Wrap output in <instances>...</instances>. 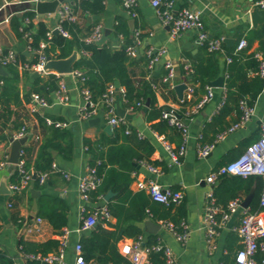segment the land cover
Instances as JSON below:
<instances>
[{"label": "crops", "instance_id": "obj_1", "mask_svg": "<svg viewBox=\"0 0 264 264\" xmlns=\"http://www.w3.org/2000/svg\"><path fill=\"white\" fill-rule=\"evenodd\" d=\"M83 1L85 0H67L66 2L70 5L79 23L82 24L86 21L87 25L95 23L103 26L104 39L101 45L109 46L114 50L119 48L122 42L114 35L113 28L116 24V19L122 18L126 21L131 37L134 39L137 60L141 58L146 59L145 52L149 47L157 49L165 48L167 53L163 60H170L177 66L176 83L194 87V92L190 99L186 98V92L184 91L183 100H186L187 105L194 106L205 94L204 87L200 88L190 83L188 79H184L180 70L183 61H187L193 66L199 60L206 57L207 50L205 51L204 47L196 44L197 35L195 31H185L179 36L171 38L169 29L159 22L155 9L150 6L148 0H136V16L134 18L130 17L124 10L121 0H102L103 10L96 15L83 13L79 9L78 6ZM254 2L255 0H172V6L175 13L181 9L200 12L202 25L208 36L222 38L223 43L225 39H233L232 48L236 45L239 34L244 37L254 29L251 27L250 22V13L253 10ZM28 12L34 13L31 21L34 29L37 28L39 23L44 24L49 32L53 33L56 29L58 24L57 15L52 14L39 17L35 13V4L30 2V0H0V47L4 51L11 50L17 56H21L24 51H27L30 37L28 34L23 35L21 38L17 37L13 30V25L18 22L21 28L26 27L27 23L24 15ZM131 20L133 23L130 26L129 22ZM21 28L19 30H22ZM106 32L107 35L105 34ZM137 37L140 38L138 39L139 43L136 45L135 39ZM262 47L263 44L258 39L253 40L248 52L258 51ZM28 53L30 57L31 52ZM84 56L88 55L84 54ZM215 56L218 60L219 76H223L227 65L225 61L226 53L216 54ZM29 57L26 58L28 59ZM147 69L144 63H134L130 67L132 75L136 79L142 78ZM4 72V75L0 74V80L3 81V85L0 86V96L2 94L7 99L8 110L11 112V115L8 117L7 113L3 111L4 107L1 106L0 102V136L10 138L22 128H25V136H28L25 146H29L30 151H32L30 154L32 163L36 160L41 145L47 140L58 143L60 148L66 146H69L67 148H71L70 153L66 155L53 149L50 150L53 158L52 164H56L58 168L68 173L69 179H65L59 173H52L43 185H39L38 183L41 190L33 188L31 182L27 191L16 196L13 194H0V253L11 259L14 264H26L25 256L20 251L18 245V241L22 236L20 231L21 226L19 222L16 223L14 218L19 217L21 220H33L37 218L38 199L46 195L61 200L65 205L67 225L64 228L68 230L69 236L65 247L64 264H74L76 244L80 243V239L83 236H87L91 232H79L82 202L77 191V181L89 165V155L87 154L84 140L93 142L103 135L112 136L115 128H111V133L109 134L104 131L107 120L104 116L103 108L99 103L100 100L95 102L98 106V114L94 118L84 120L81 117L79 108L83 105V99L80 94L82 84L77 79L71 76H60L52 73L59 80L61 78L64 79L68 88L69 103L62 105L56 103L54 100V92L58 87L59 80L56 83V88L51 89L48 94L44 92L33 93L34 88H41L43 83L49 80L50 73L31 72L18 68L16 74L13 76L9 73V67H6ZM80 72L83 73L82 71ZM150 73L158 77L156 82L158 88L154 90L156 105L177 113L178 110L183 108L180 104L183 100H178L174 89L173 94L166 93L165 89L167 86L159 84L160 77L163 74L162 60L155 66L153 72ZM2 78H6L7 81L5 82ZM37 79L42 82L36 86L35 82ZM145 79H148V76ZM114 87L116 89L115 109L119 106L124 110V119L128 127L137 130V132L143 135V138L151 142L154 149L150 160L156 162L158 164L156 167H159L162 172L160 175L154 176L145 169L143 163L136 165V172L131 174L132 181L129 189L132 192H138L133 182L136 178H154L160 186L176 189L183 193L181 204L173 208L171 215L174 217L177 209L182 206L184 211L183 223L188 233L186 242L184 244L178 242L164 225L165 223L155 221L150 217L141 223L135 224L140 228L143 234L142 237L147 241L148 236H153L170 247L177 264H213L218 259L226 264V261L233 260L236 252L241 248L240 240L232 230L233 227L239 224L240 212L233 214L230 220L218 230L215 253L209 256L206 251L203 230V216L207 204L206 194L210 189H213L214 192L219 180L213 186L207 184L205 178L211 172L218 169L222 163H227L238 158L244 151L245 141L259 136L260 126L264 122V91L252 107L253 114L251 120L217 142L208 156L200 159L197 156V148L201 131L203 126L217 113L216 110L221 103L224 89V87L222 89L212 88L214 94L211 101L189 118L185 115L184 118L180 117L187 128L186 152L179 165H172L168 154L162 146V141L169 142L173 147L176 145L172 134L168 135L169 137L167 138L164 135L153 132L150 129V124L145 120L143 111H132L123 107L124 96L120 92L122 88L118 85ZM33 94L44 98L48 102V106L39 108L37 112H31L30 104L32 103ZM146 108V106L143 107V109ZM37 114L42 118L50 119L54 122L65 123L66 127L58 128L63 136L56 139L51 138L52 133L48 129L49 127H54L46 123L40 125ZM177 115L179 114L177 113ZM95 119L98 121L90 124V121ZM2 123H4V127H2ZM10 139L0 141V163L2 161L8 163L7 160L11 148ZM23 148L21 149L22 151ZM13 170L14 165L11 164L0 170V185L4 183L7 189L9 177ZM31 190L39 191L40 195L36 199L32 198L30 194ZM34 202H36L35 216H33ZM102 202L106 203L104 200L89 202L86 204V207L94 209ZM9 204L11 207H8ZM262 216L264 217V211H262ZM148 220L161 226L157 234L148 235L145 233L144 222ZM115 222L116 220L113 217L109 221L111 224ZM56 236L57 233H55L50 224L42 219L40 232L24 239L29 242L42 243L49 239L56 240ZM130 240L134 239L123 236L117 242V248L119 249L120 244Z\"/></svg>", "mask_w": 264, "mask_h": 264}, {"label": "trees", "instance_id": "obj_2", "mask_svg": "<svg viewBox=\"0 0 264 264\" xmlns=\"http://www.w3.org/2000/svg\"><path fill=\"white\" fill-rule=\"evenodd\" d=\"M78 7L83 13L91 15H96L103 10L102 0H85ZM33 17V12H28L24 15V18L29 20L24 28H21L18 22L13 25V30L17 37L21 38L23 35L28 34L30 37L28 47L31 50L41 51L46 57H51L52 59L66 58L76 50L79 53V59L75 64L74 70L83 72L85 77L83 86L89 90L91 100L94 103L101 100L110 85H118L124 90L123 107L132 111H143L145 120L150 124V129L167 138L169 137L168 135L172 134L176 141L174 148H179L182 143L180 131L174 126L168 125L167 120L162 118V113L166 111L165 108L156 105V94L151 85L156 84L158 77H155L148 69L140 79H136L132 75L133 73L130 70L132 64L144 63L147 68L148 60H146L147 58L137 60L136 56L130 57L127 55L126 49L134 46V39L131 37L124 19L117 18L113 28L114 35L122 42L119 48L114 50L106 45L100 46L85 42V38L91 33L93 27L96 25L95 23L87 25L85 21L81 24L78 20L72 23L64 22L62 27L70 38L60 34H52L51 39L48 40L46 34L49 30L42 23H39L37 28L34 29L31 22ZM20 28L22 30H19ZM241 37L243 36L239 34L237 42ZM244 38L248 45L247 50L240 52L237 56H232L236 45L230 49L223 46L226 55L231 57V62L226 65L223 72L225 98L218 112L203 126L200 139L198 140L200 146L212 144L218 135L224 133L229 127L240 121L242 116L240 102L242 100H246L248 106L253 107L264 91V78L258 74L259 63L254 58L253 53L248 52L253 40L258 39L263 44L264 25L252 29ZM41 43L46 44V47L42 50H40ZM204 50L206 51L205 47ZM84 54L88 56H84ZM215 55V53H208L206 51V57L192 66V74L185 79H188L190 83L200 88L205 87L208 82L215 80L219 76L218 60ZM37 60V52H31V56L28 59L23 55L16 56L15 61L8 66L9 73L14 76L19 64L25 62L34 64ZM180 70L182 75H184L183 66H181ZM147 76L148 79H145ZM2 79L5 82L7 81L6 78ZM58 80L54 74L50 73L49 80L43 83L41 88H34L33 93L44 92L48 94L51 89L56 88ZM41 82L37 79L35 85L37 86ZM165 92L173 94V89L166 88ZM147 101L149 102V106L143 109ZM0 102L1 106L4 107L3 111L10 117L11 112L8 110V101L2 94ZM137 104L139 105L137 106ZM180 104L183 108L178 110L177 113L181 118H184L185 113L188 111L187 109L191 105H187L186 100H183ZM37 119L40 125L46 123L45 118L40 117L38 114ZM4 126V123H2V127ZM129 129V133L126 134L125 127L120 126L113 130L112 136L103 135L93 142L84 140V145L89 155V166L96 169L97 176L100 179L98 188L90 194V201H101L107 192H113L115 195L106 205L111 216L116 220L114 224L106 222L104 226L98 223L87 236H83L80 239L83 256L87 262L127 264V260L119 253L117 242L123 236L132 239L142 236L140 228L135 224L141 223L148 217L161 223L172 224L177 230H181L180 225L184 217L182 206L177 209L173 217L171 212L175 206L167 207L156 203L152 201L146 192H132L129 189L132 181L131 174L136 172V165L141 163H147L152 166L158 165L156 162L150 160L154 149L151 142L146 138L138 136L137 130L133 128ZM48 131L52 133L51 138L56 139L63 136L58 128L49 127ZM258 137L245 141L243 150L245 151ZM10 138L0 136V141H6ZM67 147L69 146L60 148L58 143L47 140L41 145L34 163L31 162L30 154L32 151H30V147L25 146L23 148L22 158L24 159V168L33 177V188L41 190L35 175L39 172H47L51 168L53 158L50 150L53 149L66 155L70 153L71 148ZM227 163H222L219 167ZM19 180L18 172L14 168L9 177V183H18ZM262 186V180L256 176H223L219 179L213 194L216 198V203L226 208L228 203L235 199L243 202L253 189L254 196L248 209L251 213H258L264 211V208L260 207L259 200ZM13 195L16 196L17 194ZM91 212L92 209H87L86 215ZM37 218L45 220L50 224L55 233L58 234L67 225L64 203L55 197L46 195L40 197L38 199ZM14 219L16 223L21 220L19 217H15ZM19 225L21 226V224ZM157 241L153 236H148L146 243L155 244ZM58 244L59 242L55 239H49L42 243L29 242L23 236L18 241L19 249L25 256L26 264H47L45 262L30 260L26 257L30 255L46 256L56 251ZM257 258H264V254L258 252ZM151 259L155 264L161 263L159 254H152ZM0 264L14 263L11 259L0 253ZM226 264H234V259L229 262L226 261Z\"/></svg>", "mask_w": 264, "mask_h": 264}, {"label": "built area", "instance_id": "obj_3", "mask_svg": "<svg viewBox=\"0 0 264 264\" xmlns=\"http://www.w3.org/2000/svg\"><path fill=\"white\" fill-rule=\"evenodd\" d=\"M54 0H30L33 4L39 2H51ZM152 8L155 9L157 19L159 22L169 29L170 37L175 38L185 31L193 30L196 32V44L205 47L209 53L215 54H225L224 43L222 38H212L208 36L201 22V13L197 11H192L189 9H181L178 12L173 11L172 0H148ZM121 4L127 14L134 18L136 16L135 7L136 0H121ZM264 10V0H255L253 3V9ZM55 14L57 15V27L55 30L58 34L70 36L64 31L62 24L64 22H76V15L73 14L70 5L64 1L59 4ZM26 23L29 22L28 19L25 20ZM52 32L46 34L48 40L52 37ZM104 39L103 26L101 24H96L91 33L85 38L87 44H97L101 45ZM138 37L135 39V44L139 43ZM135 45V46H136ZM46 47L45 43L40 44V50ZM247 42L244 37H241L236 43L235 49L232 56H237L240 52L247 50ZM28 52H37L38 60L34 64H29L28 62L21 63L18 65L20 70L31 71V72H42L43 66L46 63L47 57L41 53V51H34L31 48H27ZM126 53L130 57L136 56V50L134 46H130L126 49ZM167 50L165 48H153L149 47L145 56L147 58V68L150 72H153L155 66L162 60L163 74L160 77L159 84L166 85L169 89H174L175 86L179 85L176 83L177 78V66L174 62L170 60H163L166 56ZM254 58L258 61V74L264 78V43L262 49L252 52ZM15 52L8 50L4 51L0 47V66L5 69L11 65L16 58ZM226 63L231 62L230 56H225ZM184 79L192 74V66L189 62L183 61ZM77 79L82 84L80 90L81 97L83 99V105L79 108V113L84 120L94 118L98 114L97 103L91 100V94L88 89L83 86L85 77L83 73L78 70H73L72 73L66 75ZM3 85V81L0 80V86ZM185 85V84H184ZM152 89L156 90L158 84H152ZM186 86V85H185ZM205 94L201 99L192 106L186 113L185 116L189 118L190 116L196 114L200 109L203 108L213 98V89L208 86L204 87ZM122 95H124L123 89H120ZM186 98L190 99L194 92L193 86H186ZM115 94L116 89L113 85L108 87L107 92L102 96L99 101L103 108L104 116L107 120V125L111 128H118L120 126L125 127V133L128 134L130 129L126 124L124 118H120L116 114L115 109ZM225 92L223 89L222 100L217 107L216 112L220 109L224 102ZM54 100L58 104L66 105L69 103L68 88L64 79H60L58 82V87L54 92ZM139 104H137L138 106ZM48 106V102L36 94L32 95V103L30 104V111L37 112L39 108H45ZM240 110L242 116L237 124L229 127L224 133L218 135L216 140L210 145L200 146L197 148V156L203 159L208 156V154L213 150L217 142L224 139L225 136L231 134L239 127L243 126L249 120H251L253 114V108L248 106L246 100L240 102ZM162 118L167 120L169 126H174L177 128L182 137V143L178 149H175L167 141H162V146L170 158L172 165H179L181 159L186 152V141H187V128L184 121L181 118H177V113L174 111L166 110L162 113ZM46 124L53 126L54 128H64L67 125L63 122H54L50 119H45ZM26 135L25 128H22L17 132L12 139L18 140ZM138 136L143 138V135L138 132ZM23 151L19 153L18 163L14 165L18 172L20 178L18 183H9L8 190L10 194H20L28 190L31 182V173L27 172L24 168V160L22 159ZM145 169L152 175L158 176L162 172L159 167L152 166L147 163H143ZM8 166V163L2 161L0 163V170ZM52 173H59L65 179H69L68 173H65L56 164H52L51 168L47 172H39L35 175L38 179L39 185H43L48 179L49 175ZM34 176V175H33ZM223 176H256L262 180V191L260 194V207L264 208V122L260 126L258 139L249 145L245 151L235 160L219 167L215 171L211 172L206 178L205 182L207 184L213 185ZM136 190L146 192L152 201L156 203L163 204L165 206H179L183 200V193L179 190H175L169 187L160 186L156 179L154 178H136L134 181ZM100 184V179L97 176L96 169L91 166H87L85 172L79 177L77 181V191L79 198L82 202L81 206V222L79 226V232H89L92 231L98 223L102 226L109 222L112 218L106 203L102 202L100 205L92 209V212L86 215L87 207L86 204L90 201L91 192L95 191ZM207 204L204 210L203 216V230L205 237L206 251L209 256L213 255L217 249L216 246V236L218 230L226 222H228L231 216L235 213L240 212V221L236 227H233V232L237 235L240 240L241 248L236 252L234 256L235 264H264V258L258 259L257 253L260 252L264 254V217L262 212L251 213L248 208H242V202L239 199H235L228 203L226 208L218 205L216 203V198L213 194V189H210L207 194ZM103 201V199L101 200ZM8 207H11L9 204ZM21 224V234L24 238L31 235L38 234L40 232V226L42 224V219L35 218L33 220H20ZM169 231L173 234L175 239L184 244L187 240V231L182 222L180 227L181 230H177L172 224H164ZM69 232L67 229L63 228L56 236V240L59 242L58 249L46 256L30 255L26 258L30 260H36L40 262H45L47 264H64V253L67 244ZM119 253L127 260V264H155L152 259V254H159L161 258L160 264H177V261L172 253L170 247L158 240L155 244H147L146 240L139 236L134 240L127 241L120 244ZM74 264H99L95 261L87 262L83 256L82 246L77 243L75 246V258ZM213 264H224L222 260L218 259Z\"/></svg>", "mask_w": 264, "mask_h": 264}, {"label": "water", "instance_id": "obj_4", "mask_svg": "<svg viewBox=\"0 0 264 264\" xmlns=\"http://www.w3.org/2000/svg\"><path fill=\"white\" fill-rule=\"evenodd\" d=\"M67 1V0H54L51 2H39L35 4V13L39 16V17H43L44 15H52L55 14L58 6L60 3ZM82 1V0H79ZM71 4H73L71 2ZM250 22H251V27L256 29L258 27H261L262 25H264V10H259V9H253L250 13ZM133 21L131 20L129 22L130 26L132 25ZM53 34L57 35L58 31L54 30ZM107 35V32L105 33ZM234 40L233 39H225L224 40V44L227 48H231V46L233 45ZM23 56L29 57V53L28 51H24L22 53ZM79 59V53L74 50L68 57L63 58V59H52L51 57H47L46 59V63L43 66L42 72L44 73H54L57 75H68L70 73H72V71L74 70L75 64ZM0 74L4 75V69L0 66ZM208 86L211 88H220L222 89L224 87V77L223 76H219L217 77L215 80L208 82ZM176 94H177V98L178 100H183V94L184 91L186 90V86L184 84H179L177 86H175L174 88ZM146 107L149 106V102L147 101L145 104ZM117 111V115L120 118H124L125 117V111L122 110L119 106H117L116 108ZM177 118H180L179 115H177ZM96 121H98L97 119L95 120H91L90 124H94ZM104 131L106 133H111V127L109 125H106L104 128ZM28 141V136H25L21 139L18 140H14V139H10V143H11V148H10V152H9V158L7 160L8 164L11 165H15L18 163L19 160V153L21 151V149L27 144ZM0 194L2 195H8L10 194L9 190L7 189L6 185L3 183L0 185ZM30 194L32 196V198L36 199L37 196L40 195L39 191L36 190H31ZM115 194L111 191L107 192L104 197L103 200L108 203L112 197ZM254 196V192L253 189L250 191V193L248 194V196L243 200L241 206L242 208H248L252 198ZM33 210H34V214L33 216H35V212H36V202L33 203ZM161 226H159L158 224H155L154 222L148 220L146 222H144V231L146 234L148 235H155L157 234V232L160 230Z\"/></svg>", "mask_w": 264, "mask_h": 264}]
</instances>
